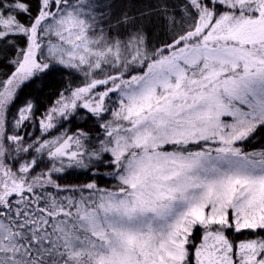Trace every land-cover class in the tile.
Masks as SVG:
<instances>
[{
    "label": "snow or ice",
    "instance_id": "6c2138e0",
    "mask_svg": "<svg viewBox=\"0 0 264 264\" xmlns=\"http://www.w3.org/2000/svg\"><path fill=\"white\" fill-rule=\"evenodd\" d=\"M0 264H264V0H0Z\"/></svg>",
    "mask_w": 264,
    "mask_h": 264
}]
</instances>
